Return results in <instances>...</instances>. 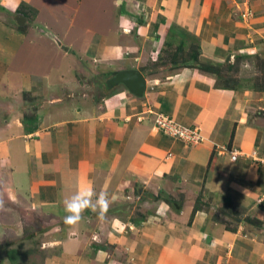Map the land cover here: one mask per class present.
<instances>
[{"label":"crops","instance_id":"0c3cea01","mask_svg":"<svg viewBox=\"0 0 264 264\" xmlns=\"http://www.w3.org/2000/svg\"><path fill=\"white\" fill-rule=\"evenodd\" d=\"M51 1L58 2L0 0V9L9 12L25 2L37 9L31 20L38 21L40 6ZM113 1L118 22L106 35L82 27L77 40L65 35L67 44H58L73 57L67 71L84 54L103 73L145 66L151 73L141 71L143 96L117 84L103 96L78 97L73 106L63 104L70 99L66 93L65 99L50 93V86L42 101L31 75L9 77L10 64L0 57V161L13 157L20 164L10 162L0 172V213L44 237L32 251L43 258L32 264H264V227L242 223L251 215L264 224V133L246 122L256 93L217 88L212 75L194 68L148 66L156 62L169 26L183 29L184 39L200 46L206 59L263 56L264 0ZM3 16L0 42L17 32ZM25 91H32V100L19 97ZM149 108L198 125L203 141L186 145L152 130ZM31 114L35 119L25 122L22 116ZM230 150L239 151L235 160ZM23 165L25 189L15 178ZM87 189L96 193L93 203L107 194V210L89 208L77 223L65 224L64 201ZM199 194L211 199L209 209L190 218ZM167 196L181 203L179 211ZM223 197L234 205L230 211L245 209L242 218L214 211ZM118 203H134L140 216L116 209ZM7 220L0 219L1 228ZM231 220L234 225L227 224Z\"/></svg>","mask_w":264,"mask_h":264},{"label":"rangeland","instance_id":"374dc122","mask_svg":"<svg viewBox=\"0 0 264 264\" xmlns=\"http://www.w3.org/2000/svg\"><path fill=\"white\" fill-rule=\"evenodd\" d=\"M65 1H67L66 2L67 4H65V2L63 3L62 0H58V2L56 3L51 1V5L45 4L40 6L41 14L39 16L38 21L30 20L31 22L29 24L27 23V21H24V23L21 24V25H25L24 26L25 30L23 32L21 31L19 32L18 30H16L17 32H15L13 35L11 33V35L8 36L7 39L5 38L3 41L0 42V57H2L4 60H7L10 64L11 70L9 71V75H8L9 77L11 76V72L16 74H20L23 72L27 73L28 75H31V80L36 88L35 90H39V92L42 94L39 96L43 97L44 96L43 90L47 92L48 88L51 86L50 93L53 92L54 94L64 99L66 98L67 95L68 99L70 98L71 100L69 99L68 103L63 102V104L74 106L80 101V98L78 97L85 96L86 98L90 99L91 96L94 94L97 96H103L107 88L101 87L100 84L101 85L102 83L104 84L105 81H107L109 78H111L114 75L110 74L112 72L103 73V71H101L102 69L100 70L99 67L96 65L98 61L94 62L93 58L87 59L88 57L85 54L78 61L76 60L75 65L71 67L69 71H67V65L68 66L73 65L70 59L73 57L70 56L68 57L70 53H67L68 51L65 48L61 47L58 43L59 41H63V45L67 44V38L65 37V35L70 37L69 41L77 40L79 38L78 35L80 34L79 32H81L82 27H87L88 29L91 28L93 30L99 31L101 35H106V33L104 32L110 30L111 27H113L112 24L114 25V23L118 22L117 13H119V11H118V5H115L113 0H81L82 2L80 5H76V0H65ZM77 1L79 2L80 0ZM120 1L121 0H118L117 3L119 4ZM32 8H34L35 11L37 10L35 7ZM74 10H76V12ZM37 12L38 11L33 13L32 19L36 16ZM0 14L4 15L5 18L7 17L6 20L11 22V24L16 25L17 22L13 23V21H16L14 19L15 16L14 13H10V11L6 12L4 9H0ZM200 54H201L200 55L201 59H206L201 53V48H200ZM255 54L259 55V53L251 52L248 54L247 57L244 58H239V59L236 57L230 58V62L233 63V65L229 70V74H232L233 76L239 78V83H240L239 91L241 92L253 91V94L254 92L256 93V98H254L249 103L248 117L246 122L247 124L250 125L252 124L251 122H253V125L256 124V126L259 127L258 129L263 131L264 133V91H255L252 89L250 90L248 88V84L250 82L252 83L253 77L258 78L257 79L258 82L259 80L261 81V79H263V82H261L262 85L261 84L259 85L260 86L264 85V70H262L263 68L261 69L256 64L254 59ZM66 56L69 60L68 59L66 60ZM74 56L76 55L74 54ZM261 57H264V55ZM163 58L164 56H162L161 59L163 60ZM162 60L157 62L161 63ZM228 60L226 59L222 62L225 61L228 62ZM163 61L164 63L168 62L165 60ZM157 62L150 63L148 65L149 69L156 70L158 69L156 68L157 66L158 67L162 66ZM102 68H104L106 72L109 71L106 65ZM139 69H141V71H143L147 75L148 74L150 75L151 73L148 72V69L146 68L143 69L140 67ZM154 73L156 72L154 71L152 74ZM6 80L8 79L6 78ZM64 81H68V82L67 85H64L63 87L62 84L64 83ZM7 82L8 81H6L5 85L7 89H9V83ZM114 86L115 85L111 86L110 88H113ZM12 91H16V89H12ZM31 93L32 91L21 92L19 94V97H21L24 100L27 99L32 100L33 96H31ZM65 93L66 95H64ZM43 99L45 98L43 97L41 100L43 101ZM154 112L155 111L149 108L146 113L148 114L153 113L152 118H154ZM156 112H161V111H156ZM165 115L171 117L175 122H179L174 117L168 114ZM142 119H143L142 116H138L137 120H142ZM196 126L199 129V126L198 125ZM153 129L154 128H152V130ZM165 135L170 138H173L169 136V134H165ZM201 141H203V139ZM262 145L263 148L260 149L261 151H263L261 153L264 155V140ZM256 158H258L257 159L258 161H261L259 157L256 156ZM0 162H1L0 172H2L4 168L9 167L10 162L17 166L20 165L19 162L16 161L13 157H10L8 159L4 158L3 161ZM16 174H18L15 175L18 186H22L25 189L26 179L24 176L25 175L24 165L18 168ZM8 177L6 178L9 179ZM3 183L4 185H6L5 182ZM6 186L7 187L10 186V184H7ZM224 198L225 197L222 198V202L221 200L220 201L218 200L219 205L216 207V209L214 208L215 209L214 211L218 210L219 212L220 209L221 211L228 213L236 212V215H238L236 217L242 218L244 214L242 212L245 209L243 207H240L239 213H237V211L235 210L230 211L232 210L234 205L232 206V204H225ZM210 200L211 199L205 198L204 196L203 197L197 196L195 201L193 202V207L194 208L196 207L195 209H197V211L204 210L208 206H210ZM115 206L117 207L116 209H121V210L126 209L125 212L129 213L130 216L133 218L136 215L140 216L141 214L139 212V206L137 208H133L134 203L132 206L127 203H121V204L118 203ZM193 207L190 218H192V214L194 216L195 213L193 212ZM232 214H234L235 216V213ZM216 216L217 215H215V217ZM0 219L2 221L7 220L8 217H6L5 214L0 213ZM21 221L27 222V219L21 217ZM7 222H9L8 225L6 224V222L3 223L2 225L3 228H1L0 226V237H1L0 257L6 258L5 255L6 249L8 247L9 248L14 247V248H18L20 252H27L26 256L24 255L25 264L41 262L43 255L42 256H40V254L33 255L34 253L32 254V251L33 249H35V247L38 246L39 243L38 241L44 238L42 234L38 233L35 230H31L26 226L23 227L22 225L24 222L21 223L19 227L13 225L12 219L7 220ZM227 224L234 225L235 223L234 220H231ZM128 225H131V223L129 222ZM28 252L30 253L28 254ZM0 264H9V263L3 261ZM17 264H20V262L18 263L17 261Z\"/></svg>","mask_w":264,"mask_h":264},{"label":"trees","instance_id":"16d2710c","mask_svg":"<svg viewBox=\"0 0 264 264\" xmlns=\"http://www.w3.org/2000/svg\"><path fill=\"white\" fill-rule=\"evenodd\" d=\"M4 7V6H3ZM9 10V9H8ZM11 11V10H10ZM28 11V12H27ZM35 9L27 5L25 2H20L18 6L11 11V13L17 14L21 13L23 16L27 18V23L29 24L32 19L33 13H35ZM29 18V19H28ZM13 23H16V21H13ZM27 25V24H26ZM25 25H16L14 24V27L18 30L23 32ZM178 30V31H177ZM173 35V37H172ZM178 36V39L176 38ZM184 31L183 29L173 26L168 29V34H166L162 47L158 53L157 61L162 60V56H164L163 60L168 61L167 63H164L162 60L161 63L157 62L159 64H168L171 69L175 68H182V67H190L194 68L200 72L210 74L214 78V85L217 88H226V89H237L240 87L239 78L233 76L232 74H229V70L232 67L233 63H231L228 59V62H218L213 61L209 59H201L200 58V47L194 43H189L184 39ZM248 54L242 53L237 54L236 58H244L247 57ZM254 59L256 64L264 70V57L259 56L258 54L254 55ZM145 67V66H144ZM144 67H141L144 69ZM146 68V67H145ZM116 72H112L110 74L115 75ZM258 78H254L252 80V83L250 82L248 84V88L255 91H264V85L260 86L261 82H263V79L261 81L257 80ZM262 85V84H261ZM105 87L107 85L105 84ZM35 119V117L31 114L28 116H24L25 122H32V120ZM186 125V124H185ZM192 125V124H191ZM201 196V194L198 195V197ZM225 204H230L231 201L229 198L225 197ZM164 200L171 205L175 211H179L181 203H179L176 199H174L171 196L164 197ZM196 208V207H195ZM193 207V212H196L197 209ZM207 207L205 210H208ZM242 223L252 225L254 227H264L263 222L257 220L254 216L248 215L245 216L242 219ZM30 252H28L29 254ZM27 252H20L18 248H7L5 251L6 258H0V263L3 261H7L9 264H17L20 262V264H25V257Z\"/></svg>","mask_w":264,"mask_h":264},{"label":"built area","instance_id":"2783aa9c","mask_svg":"<svg viewBox=\"0 0 264 264\" xmlns=\"http://www.w3.org/2000/svg\"><path fill=\"white\" fill-rule=\"evenodd\" d=\"M152 121L155 131L169 134V136L182 141L186 145L198 144L203 139L196 125H185L181 122H175L163 112L154 113ZM229 153L231 160H235L239 155V151L237 150H230Z\"/></svg>","mask_w":264,"mask_h":264},{"label":"clouds","instance_id":"9594fccd","mask_svg":"<svg viewBox=\"0 0 264 264\" xmlns=\"http://www.w3.org/2000/svg\"><path fill=\"white\" fill-rule=\"evenodd\" d=\"M96 196V193L92 189L78 191L75 195L64 201V210L67 215L64 217V222L67 225H73L81 219L82 213L91 208L94 211L103 213L107 210L108 199L106 193H100L96 197L95 203L92 201V197Z\"/></svg>","mask_w":264,"mask_h":264},{"label":"water","instance_id":"95a60500","mask_svg":"<svg viewBox=\"0 0 264 264\" xmlns=\"http://www.w3.org/2000/svg\"><path fill=\"white\" fill-rule=\"evenodd\" d=\"M14 19L18 25L25 21V17L21 13L15 14ZM117 84H122L125 89L136 96H142L146 87V79L143 73L137 69H121L106 81L108 87Z\"/></svg>","mask_w":264,"mask_h":264},{"label":"flooded vegetation","instance_id":"af4514ba","mask_svg":"<svg viewBox=\"0 0 264 264\" xmlns=\"http://www.w3.org/2000/svg\"><path fill=\"white\" fill-rule=\"evenodd\" d=\"M108 87V86H107Z\"/></svg>","mask_w":264,"mask_h":264}]
</instances>
